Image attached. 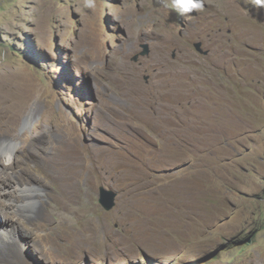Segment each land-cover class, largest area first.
Masks as SVG:
<instances>
[{
  "label": "rangeland",
  "instance_id": "obj_1",
  "mask_svg": "<svg viewBox=\"0 0 264 264\" xmlns=\"http://www.w3.org/2000/svg\"><path fill=\"white\" fill-rule=\"evenodd\" d=\"M65 125L86 163L77 142L51 150ZM4 146L0 264H264V6L0 0ZM46 182L42 216L19 217Z\"/></svg>",
  "mask_w": 264,
  "mask_h": 264
},
{
  "label": "bare ground",
  "instance_id": "obj_2",
  "mask_svg": "<svg viewBox=\"0 0 264 264\" xmlns=\"http://www.w3.org/2000/svg\"><path fill=\"white\" fill-rule=\"evenodd\" d=\"M4 86V85H3ZM16 88V87H15ZM17 97V96H16ZM13 99V98H12ZM12 102V101H11ZM24 103V102H23ZM69 126V125H68ZM70 127V126H69ZM69 127H67V125H65V126H63L62 127V130H61V132H62V136H60L59 138H57V139H54L52 142H51V150L52 151H56V147H58V148H60L61 146H67V147H63L64 149L63 150H65V151H67V152H70V151H72L71 150V147H73V145H72V143L71 142H74V143H76L77 142V144L79 145V141H77V132H74V131H71L72 129H70ZM34 129L36 130V131H34V133L35 134H37V135H42V134H44V133H48L47 132V128H45V127H41V126H37V127H34ZM60 132V131H59ZM76 138V140L74 141L73 140V138ZM52 139H53V137H52ZM31 142L32 141H34L35 142V139L34 138H32L31 137V140H30ZM39 144V143H38ZM50 144V143H49ZM30 147H31V143H29L28 142V145L27 146H25V148H26V150L27 151H29L30 150ZM74 149V148H73ZM25 150V149H24ZM78 150H79V152H82L83 153V156H82V161H83V163H86L87 162V160H88V158H89V156H88V151H87V148L86 147H82V145L80 146L79 145V147H78ZM58 151V150H57ZM76 151V150H75ZM7 153V152H11V153H13L14 152V147L12 146V147H1L0 148V154H2V153ZM89 152H91V151H89ZM93 152V151H92ZM95 152V151H94ZM93 152V153H94ZM99 153V152H98ZM68 154H70V153H68ZM51 159H53V158H51ZM59 160V159H58ZM62 160H64V158L62 159ZM51 161V160H50ZM56 161V160H55ZM74 161V160H73ZM1 160H0V164H1ZM53 162V161H52ZM59 162V161H58ZM92 162V161H91ZM90 162V163H91ZM64 163V162H63ZM80 163V162H79ZM81 164V163H80ZM93 164V163H92ZM62 166V165H61ZM99 166H100V164H99ZM82 167V166H81ZM80 166L79 167H77V168H75L72 164L70 165V176L72 177L73 176V174H75V175H77L76 173H80L81 175H83V176H87V174H86V172H87V168H86V171L83 169V167L81 168ZM88 167H90L89 165H88ZM93 167H94V165H93ZM90 169V168H89ZM96 170H97V168H96ZM91 171H92V169H91ZM63 172H64V170H63ZM66 174V173H65ZM68 174V173H67ZM98 174H99V172H98ZM64 175V174H63ZM69 175V174H68ZM67 175V176H68ZM29 177L32 179L33 177L32 176H30L29 175ZM75 177V176H74ZM98 177H99V175H98ZM34 179V178H33ZM71 179H73V177L71 178ZM70 179V180H71ZM98 179H100V178H98ZM43 184V186L45 187V189L44 190H40V188H38V187H32L31 188V190H29L28 188H23L19 193H20V195L23 197V200L21 201V203L20 204H18V205H16V206H14V207H16V212H18V214H19V217L21 216L22 218H24V219H26V220H30V221H32V220H34L35 218H40L41 216H42V212H41V207H40V205L42 204V202H41V193L42 192H44V193H48V191H50V187H52L51 186V184H49L48 182H46V183H42ZM12 185V182H10V183H8V180H0V188H1V190H6V188L4 187V186H11ZM38 186V185H37ZM55 189V188H54ZM67 190V189H66ZM71 191V190H70ZM71 193V192H70ZM4 195V194H3ZM67 195H69V193H67ZM74 195V194H73ZM70 196V195H69ZM67 198V197H66ZM65 198V199H66ZM68 199V198H67ZM64 202V201H63ZM75 202H73V204H74ZM15 205V204H14ZM65 208V207H64ZM74 211V210H73ZM69 212V211H68ZM4 215H5V212L3 213V216H2V214L0 215V221L3 219V217H4ZM65 215V214H64ZM5 218L6 219H8V217H6L5 216ZM21 219V218H20ZM87 221V220H86ZM85 221V222H86ZM2 222V221H1ZM84 222V223H85ZM88 222V221H87ZM98 222V221H97ZM83 224V223H82ZM87 225V224H86ZM9 227V225H8V223H3V224H1L0 225V228L1 229H7ZM85 227V226H84ZM15 228V227H14ZM82 228V227H81ZM84 229V228H83ZM8 230V229H7ZM6 230V231H7ZM3 233H5V231L3 232ZM85 233V232H84ZM6 238L7 237H10L8 234H3ZM83 235V234H82ZM71 236V235H70ZM83 236H85V235H83ZM2 238V237H1ZM82 238V237H81ZM87 238V237H86ZM80 238H78V239H74L71 243H72V247H74L78 252L79 251H82V247L83 248H88L89 247V245H87V244H84L83 243V241H81V240H79ZM71 240V239H70ZM86 240V239H85ZM71 243H70V245H71ZM10 244V243H9ZM66 244H69V243H66ZM69 249L71 250V247H69ZM69 250V251H70ZM74 251V250H73ZM84 251V250H83ZM82 251V252H83ZM77 253V252H76ZM67 254V253H66ZM71 254V253H70ZM79 254H81V253H79ZM68 256V255H67ZM71 256V255H70ZM72 256H73V254H72ZM76 256V255H75ZM71 258V257H70Z\"/></svg>",
  "mask_w": 264,
  "mask_h": 264
},
{
  "label": "water",
  "instance_id": "obj_3",
  "mask_svg": "<svg viewBox=\"0 0 264 264\" xmlns=\"http://www.w3.org/2000/svg\"><path fill=\"white\" fill-rule=\"evenodd\" d=\"M196 50L201 53L202 55H209V51H205L203 49V43L199 42L195 44ZM150 54V46L146 45L144 46V51L137 55L135 58V61H138L140 56L146 57ZM118 193L114 189L101 187L100 189V204L106 211H112L116 207V201H117Z\"/></svg>",
  "mask_w": 264,
  "mask_h": 264
},
{
  "label": "clouds",
  "instance_id": "obj_4",
  "mask_svg": "<svg viewBox=\"0 0 264 264\" xmlns=\"http://www.w3.org/2000/svg\"><path fill=\"white\" fill-rule=\"evenodd\" d=\"M161 2L164 7L174 8L181 15L203 8V0H161ZM255 3L264 6V0H255Z\"/></svg>",
  "mask_w": 264,
  "mask_h": 264
}]
</instances>
